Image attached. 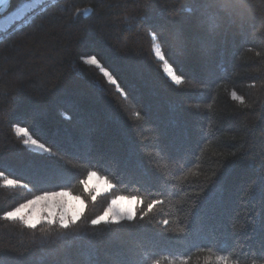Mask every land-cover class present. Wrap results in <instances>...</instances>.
<instances>
[{
	"label": "trees",
	"instance_id": "1",
	"mask_svg": "<svg viewBox=\"0 0 264 264\" xmlns=\"http://www.w3.org/2000/svg\"><path fill=\"white\" fill-rule=\"evenodd\" d=\"M38 2L0 31V264H264V0ZM89 171L112 185L95 201ZM60 190L85 202L68 229L3 218ZM117 196L136 218L92 226Z\"/></svg>",
	"mask_w": 264,
	"mask_h": 264
},
{
	"label": "snow or ice",
	"instance_id": "2",
	"mask_svg": "<svg viewBox=\"0 0 264 264\" xmlns=\"http://www.w3.org/2000/svg\"><path fill=\"white\" fill-rule=\"evenodd\" d=\"M204 2H206V0H204ZM5 3L6 0H0V6L5 5ZM205 24L209 28H211L214 26L215 21L209 18L205 21ZM151 35L155 40L156 34L152 33ZM154 54L161 61H163L164 71L167 74V76L170 78V80L177 85L181 84L184 80V77L182 75H177L173 66L167 62L165 56L163 55L161 47L157 44H154ZM82 59L84 63L90 66L97 67L100 70V72L103 74V76L107 79V81L110 84L114 85L117 88V90L125 96V98L127 97V93H125L124 89L120 87L118 80L113 76L112 72L106 69L95 55H88L86 57H83ZM231 97L236 101H239L241 104L245 102L244 97L238 95L235 90L231 92ZM136 115L139 116L140 114L136 113ZM14 131L18 136L23 137L22 140L23 145L30 148H39L42 152L52 154V149L50 147H46V145L44 143H41L38 139L33 138L28 128L21 127L17 124L14 125ZM233 154L235 155V153ZM3 176L4 173L0 172V177ZM87 176L88 179H91L93 177H98V174L96 171H89ZM98 179H104L105 182H107L106 178L98 177ZM81 183L84 185L85 191H88L90 194L92 193V191H98V189L90 190L88 188L87 180H81ZM3 184L5 186H21L22 182L20 180L5 178L3 180ZM23 186L26 187V185ZM111 187L112 185L109 183V188ZM68 195L69 193L63 190L59 192H44L41 195H36L32 199H29L23 203L18 204V206L12 208L11 210L4 211L2 215L4 219L10 221L20 220L24 225L30 228H36L37 225L41 222L40 214L37 209V206L41 202H44L47 215H45L43 219L49 225H56L58 223L60 228L68 229L70 226L76 224L81 216L80 211L75 210L72 206H70L67 200L62 199L64 197H67ZM55 198H61V199H55ZM91 198L93 201H95L97 196L93 194ZM76 199H79V197H77ZM122 199H125V197L117 196L114 199H112L111 202L108 204L107 208L104 210V212L90 221L91 225L95 227L101 225L102 223L119 224L124 220L133 221L136 218V212L131 206L125 208L121 204H119L118 201ZM132 201H137V197L131 198V200L129 201L130 205ZM157 203H160V201L153 200L151 203L148 204L147 206L148 209L149 210L152 209L153 206ZM57 207L61 209L59 213L58 221L56 218V213L54 211V209ZM165 224H167V221H165ZM155 264H159V262L156 261Z\"/></svg>",
	"mask_w": 264,
	"mask_h": 264
},
{
	"label": "rangeland",
	"instance_id": "3",
	"mask_svg": "<svg viewBox=\"0 0 264 264\" xmlns=\"http://www.w3.org/2000/svg\"><path fill=\"white\" fill-rule=\"evenodd\" d=\"M38 1L39 0H33L31 2H28V3L24 4L21 8L17 9L16 11H13V12L8 13V14L4 15L3 17H1L0 18V31L8 28L15 21L19 20L20 18H22V16L26 15V13L31 11L36 6ZM31 149L41 151L39 148H31ZM98 177L104 178V177L100 176L99 174H98ZM98 177H93L91 179L87 178L88 188L90 190L91 189H98V191H92L95 195L105 193V192L109 191V189H110L109 188V182L108 181L105 182L104 179H98ZM60 191H62V190H60ZM63 191H66V190H63ZM55 192H59V191H55ZM66 192H68L69 195L67 197L62 198V199L67 200L69 202L70 206H72L75 210L80 211L81 215H82V213L84 211V207H85V202L82 199V197L73 195L69 191H66ZM77 197H79V199H76ZM121 197H125V199L118 201V203L121 204L125 208L131 206L134 209V211L136 212V206L139 203V199L137 198V201H132V203L130 205L129 201L131 200L132 197H129V196H121ZM55 199H61V198H55ZM37 209H38L39 214H40V220L45 221L43 219V217L45 215H47V212L45 210L44 202H41L37 206ZM54 211L56 213V218L58 221V217H59V213H60L61 209L57 207L54 209Z\"/></svg>",
	"mask_w": 264,
	"mask_h": 264
},
{
	"label": "water",
	"instance_id": "4",
	"mask_svg": "<svg viewBox=\"0 0 264 264\" xmlns=\"http://www.w3.org/2000/svg\"><path fill=\"white\" fill-rule=\"evenodd\" d=\"M12 0H6L5 5L0 6V16L8 12Z\"/></svg>",
	"mask_w": 264,
	"mask_h": 264
},
{
	"label": "bare ground",
	"instance_id": "5",
	"mask_svg": "<svg viewBox=\"0 0 264 264\" xmlns=\"http://www.w3.org/2000/svg\"><path fill=\"white\" fill-rule=\"evenodd\" d=\"M6 14V13H5ZM5 14H3V15H5ZM3 15H1V16H3Z\"/></svg>",
	"mask_w": 264,
	"mask_h": 264
}]
</instances>
